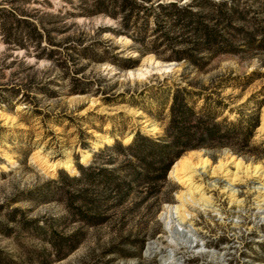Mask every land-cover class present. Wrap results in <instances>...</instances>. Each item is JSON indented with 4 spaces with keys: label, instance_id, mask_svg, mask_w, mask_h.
I'll return each instance as SVG.
<instances>
[{
    "label": "rangeland",
    "instance_id": "obj_1",
    "mask_svg": "<svg viewBox=\"0 0 264 264\" xmlns=\"http://www.w3.org/2000/svg\"><path fill=\"white\" fill-rule=\"evenodd\" d=\"M79 1L19 2L59 12L74 23L75 32L84 28L135 62L120 67L110 60L81 59L84 69L77 74L88 90L70 92L72 79L49 58L36 60L0 40V264H162L160 254H149L146 247L152 240L168 245L166 227L183 220L180 227L194 229L196 244L171 245L180 264H264V154H239L227 146L187 149L164 179L133 182L123 200L97 186L101 222L86 223L67 209L64 187L67 174L78 173L77 162L118 166L124 154L108 148L115 139L126 143L137 130L163 132L166 118L153 112L167 100L168 89L160 86L190 80L208 90L221 74H252L248 82L218 92L228 105L243 109L260 99L253 139L264 140V52L254 47L220 52L195 66L170 58L167 47L134 41L118 30L115 17L78 12ZM19 73L35 80L52 77L47 84L55 92L32 88L25 94L22 85L24 90L13 93L10 84L21 83ZM181 157L187 166L173 174ZM167 204L175 206L174 222ZM60 241L77 245L66 250L62 242L58 250Z\"/></svg>",
    "mask_w": 264,
    "mask_h": 264
},
{
    "label": "trees",
    "instance_id": "obj_2",
    "mask_svg": "<svg viewBox=\"0 0 264 264\" xmlns=\"http://www.w3.org/2000/svg\"><path fill=\"white\" fill-rule=\"evenodd\" d=\"M19 1L31 0H0V40L6 48L21 47L24 53L34 54L36 60L49 58L63 70L62 76L72 79L70 92L88 90L87 82L77 74L84 69L81 59L110 60L120 67L134 64L135 58L113 51L117 46L107 43L108 40L90 37L84 28L75 32L74 23L59 12L21 5ZM237 1L81 0L77 6L83 14L104 12L115 17L121 26L118 30L134 41H145L155 49L167 47L170 58L187 59L200 67L220 52L237 53L251 47L264 52V16L259 14L264 11V0H258L259 7H252V3L239 5ZM58 33L64 35L57 37ZM251 75L221 74L208 90L190 80L160 86L168 89L167 100L159 103L153 112L166 118L163 132L152 136L137 130L126 143L115 139L108 148L124 154L118 166L77 162L78 173L67 174V187H64L67 209L86 223L101 222L104 216L100 214L97 186L109 187L108 196L114 193L123 200L133 182L153 183L164 179L173 161L187 149L227 146L239 154H264V140L253 139L259 122L260 99L250 109H243L228 105L218 92L224 85L248 82ZM34 78L30 74L21 75V83L14 82L10 88L13 93H19L22 85L25 94L32 88L50 95L55 92L47 84L52 77L47 81ZM165 106L167 110L163 113ZM229 111L234 114L230 115ZM62 242L66 250L77 245L60 241L58 250ZM51 243L55 246L54 241Z\"/></svg>",
    "mask_w": 264,
    "mask_h": 264
},
{
    "label": "bare ground",
    "instance_id": "obj_3",
    "mask_svg": "<svg viewBox=\"0 0 264 264\" xmlns=\"http://www.w3.org/2000/svg\"><path fill=\"white\" fill-rule=\"evenodd\" d=\"M68 162L65 163L66 166L71 167L72 164ZM186 166H187V162H186L185 157H181L175 162V164L173 165L171 169V172L173 174H177L181 172V170L185 168ZM178 177H182V175H178ZM173 207L175 206L172 204L166 205L167 212H168L167 214H169L168 216L170 217V218L168 217L169 219H171V217L174 216L172 214ZM171 220H173V218ZM183 221H181V224L173 223L166 227V230L168 231L167 237H170V239H168V245H162L160 241L152 240L148 243L146 247V252L149 254L159 253L162 264H180L182 261L174 256L175 254H174L173 249L176 246H171V245L182 243L187 246H194L196 244L194 242L195 240L194 239V233H195L194 229L188 226L186 227L184 226L185 228H181L180 226L182 225Z\"/></svg>",
    "mask_w": 264,
    "mask_h": 264
}]
</instances>
